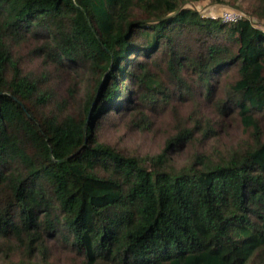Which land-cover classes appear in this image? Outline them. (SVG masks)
<instances>
[{"label": "trees", "instance_id": "16d2710c", "mask_svg": "<svg viewBox=\"0 0 264 264\" xmlns=\"http://www.w3.org/2000/svg\"><path fill=\"white\" fill-rule=\"evenodd\" d=\"M193 1L0 0V264H264V0ZM162 110L153 155L99 139Z\"/></svg>", "mask_w": 264, "mask_h": 264}, {"label": "rangeland", "instance_id": "374dc122", "mask_svg": "<svg viewBox=\"0 0 264 264\" xmlns=\"http://www.w3.org/2000/svg\"><path fill=\"white\" fill-rule=\"evenodd\" d=\"M252 0H197L189 2L186 5L195 9L201 16L219 18L221 11L231 10L242 15V11L236 7L245 6ZM220 19V18H219ZM252 23H257L255 18H249ZM189 105H183L179 114L189 111ZM152 120L151 126L139 129L132 126L129 130L121 129L120 121L115 125L109 123L99 133V139L113 146L119 152L141 157L144 155H153L157 153L164 145L168 134V125L172 124L174 117L168 110H162L159 113L149 115ZM241 137V128L235 117L228 121L227 127L220 129L215 136V144H230ZM186 153L180 151L173 155L172 164L175 166L185 160ZM52 257L49 264H77L78 259L74 254L62 252L58 246H51ZM39 264V258L34 259Z\"/></svg>", "mask_w": 264, "mask_h": 264}, {"label": "built area", "instance_id": "2783aa9c", "mask_svg": "<svg viewBox=\"0 0 264 264\" xmlns=\"http://www.w3.org/2000/svg\"><path fill=\"white\" fill-rule=\"evenodd\" d=\"M241 17V14L235 11H231V10H223L221 11L219 18L221 21L223 22H235L236 20H238Z\"/></svg>", "mask_w": 264, "mask_h": 264}]
</instances>
